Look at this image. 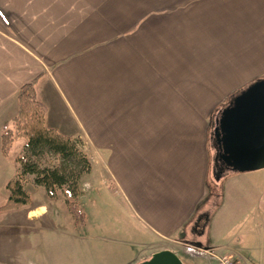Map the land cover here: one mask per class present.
I'll return each mask as SVG.
<instances>
[{"label":"crops","instance_id":"obj_1","mask_svg":"<svg viewBox=\"0 0 264 264\" xmlns=\"http://www.w3.org/2000/svg\"><path fill=\"white\" fill-rule=\"evenodd\" d=\"M191 1L0 0V135L12 125L19 88L35 80L45 127L79 140L90 156L97 151L113 185L92 206L101 213L113 201L134 224L130 244L142 249L126 264L161 250L186 264H216L222 253L262 264L264 168L226 174L208 198V117L238 89L222 73L208 76L212 69L192 51L199 46L188 34L209 29ZM25 145L16 138L4 156L0 142V264H14L11 242L28 244L62 214L57 196L40 195L26 175L30 202L3 207Z\"/></svg>","mask_w":264,"mask_h":264},{"label":"rangeland","instance_id":"obj_2","mask_svg":"<svg viewBox=\"0 0 264 264\" xmlns=\"http://www.w3.org/2000/svg\"><path fill=\"white\" fill-rule=\"evenodd\" d=\"M201 1L192 0L191 8L198 12L205 10L202 19L208 25L203 28L209 31L189 33L187 38L190 42L199 46L191 49L193 52L198 51L201 54L199 60L207 62V68L212 69L211 75L208 76H218V73H222L224 83L230 84L231 89H238L224 98L221 104H217L210 113L208 120L211 138L214 120L230 98L254 80L264 78V0H205L202 3L206 8L200 6ZM78 147L89 163V170L83 172L79 178L80 194L72 198L67 196L65 187L57 190L55 211L62 214H52L46 228L28 244L14 241L5 247L9 249V260H14V264H126L142 249L140 244H130L135 241L134 224L124 212V208L120 209L111 201L100 213L97 207L92 206L94 199L98 197L101 201L105 200V195L113 192V185H109L108 176L103 173L102 161L93 159V152L97 151L91 150L90 156L87 146L80 144ZM22 154L40 167L54 168L59 167L61 163L60 156L49 151L38 155L26 151ZM30 175L32 174H26L32 184L34 181ZM217 183L218 179L210 169L208 187L212 193H208V198L215 194L213 189L216 190ZM81 188L84 189L83 192ZM41 192L40 195L43 196L45 191L42 187ZM40 195L35 196L34 193V199H42ZM66 199L78 205L77 212L79 216H84L83 221H75L67 212V207L62 204ZM93 235H107L117 240L102 241L92 237ZM121 239L130 242L123 243ZM6 254L7 251L4 258H7ZM12 256L15 259H12ZM179 259L186 264L183 258Z\"/></svg>","mask_w":264,"mask_h":264},{"label":"trees","instance_id":"obj_3","mask_svg":"<svg viewBox=\"0 0 264 264\" xmlns=\"http://www.w3.org/2000/svg\"><path fill=\"white\" fill-rule=\"evenodd\" d=\"M34 84L35 80L25 83L17 92L18 105L16 114L12 118V125L4 128L0 135L1 152L6 156L13 141L16 138H24L26 140L24 152L32 155H38L43 151L56 153L60 156L61 163L59 167L47 168L38 166L34 161L25 158L23 154L17 157L20 172L6 184L8 197L3 206L6 209L20 207L30 202L29 193L23 187L26 174L34 176V183L42 186L49 198L56 197L57 190L63 187L66 189L67 196L76 198L80 194V175L89 170L88 160L78 147L80 143L77 139L45 127L46 107L36 98ZM210 142L214 151L210 159V169L219 180L233 171H222L226 172L225 174L219 172L212 136ZM65 204L75 221H83L84 216H79L78 205L75 202L66 199Z\"/></svg>","mask_w":264,"mask_h":264},{"label":"water","instance_id":"obj_4","mask_svg":"<svg viewBox=\"0 0 264 264\" xmlns=\"http://www.w3.org/2000/svg\"><path fill=\"white\" fill-rule=\"evenodd\" d=\"M219 172L264 168V78L234 94L214 120L212 133ZM135 264H183L171 251L154 252Z\"/></svg>","mask_w":264,"mask_h":264},{"label":"built area","instance_id":"obj_5","mask_svg":"<svg viewBox=\"0 0 264 264\" xmlns=\"http://www.w3.org/2000/svg\"><path fill=\"white\" fill-rule=\"evenodd\" d=\"M214 258L216 264H239L236 257L230 253H222V254L214 255Z\"/></svg>","mask_w":264,"mask_h":264}]
</instances>
